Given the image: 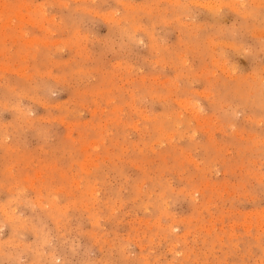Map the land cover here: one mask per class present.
I'll return each instance as SVG.
<instances>
[{"label":"rangeland","instance_id":"1","mask_svg":"<svg viewBox=\"0 0 264 264\" xmlns=\"http://www.w3.org/2000/svg\"><path fill=\"white\" fill-rule=\"evenodd\" d=\"M0 264H264V0H0Z\"/></svg>","mask_w":264,"mask_h":264},{"label":"bare ground","instance_id":"2","mask_svg":"<svg viewBox=\"0 0 264 264\" xmlns=\"http://www.w3.org/2000/svg\"><path fill=\"white\" fill-rule=\"evenodd\" d=\"M185 109V108H184ZM189 109V108H188ZM187 111V110H186ZM192 111V110H191ZM189 112V111H188ZM171 233V232H170Z\"/></svg>","mask_w":264,"mask_h":264}]
</instances>
